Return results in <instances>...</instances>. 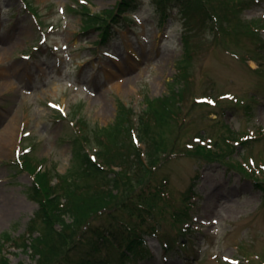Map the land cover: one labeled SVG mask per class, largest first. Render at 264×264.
<instances>
[{"label":"rangeland","instance_id":"obj_1","mask_svg":"<svg viewBox=\"0 0 264 264\" xmlns=\"http://www.w3.org/2000/svg\"><path fill=\"white\" fill-rule=\"evenodd\" d=\"M118 1L0 0L3 253L37 264L27 249L36 173L16 164L24 148L36 172L78 169L82 130L116 122L122 101L139 115L148 97H171L189 51L176 138L154 171L165 193L144 224L151 254L124 264H264V0L242 12L234 0H165V16L140 0L110 20L118 25L106 42L91 14ZM196 136L212 138L213 150L193 151Z\"/></svg>","mask_w":264,"mask_h":264},{"label":"trees","instance_id":"obj_2","mask_svg":"<svg viewBox=\"0 0 264 264\" xmlns=\"http://www.w3.org/2000/svg\"><path fill=\"white\" fill-rule=\"evenodd\" d=\"M253 1L234 0L236 10L242 12ZM155 2L157 11L164 14L166 1ZM137 5L138 0H119L116 11L91 14L90 24L103 29L104 41L108 42L113 31L110 20H116L119 13ZM206 9L209 17L210 8ZM184 64L179 81L188 72V61ZM182 93L178 85L173 88L174 96L148 97L147 108L139 115L121 103L116 122L82 130L77 143L82 160L78 169L66 173L55 170L52 176L51 169L36 172V165L25 154L21 165L36 173L30 196L40 205L30 226L31 232H40L30 246L37 254L33 253L37 264H105L112 262L114 253L119 255L120 264H124L126 260L137 261L150 255L144 224L152 218L165 193L161 181L153 183L154 171L170 151L167 140L170 142L171 136L176 138L172 122L184 104ZM137 124L139 136L146 144L144 150L133 140ZM92 143L96 145L91 151ZM212 150L197 144L193 151ZM92 154L97 157L94 159ZM101 157L103 161L99 160ZM258 183L264 189V181ZM167 246L171 245H166L168 250ZM0 264H11L3 246H0Z\"/></svg>","mask_w":264,"mask_h":264}]
</instances>
